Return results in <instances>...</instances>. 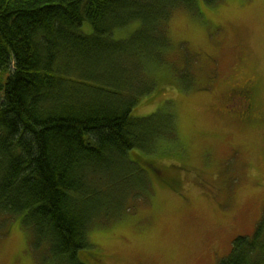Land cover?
Instances as JSON below:
<instances>
[{
    "label": "trees",
    "instance_id": "16d2710c",
    "mask_svg": "<svg viewBox=\"0 0 264 264\" xmlns=\"http://www.w3.org/2000/svg\"><path fill=\"white\" fill-rule=\"evenodd\" d=\"M198 1L219 0H0V217H20L42 261L104 256L89 229L144 199L150 171L131 155L150 156L171 127L132 110L152 89L149 68L165 61L171 14L194 13ZM132 23L130 36L114 39ZM258 88L249 81L226 96L241 109ZM229 249L215 264H264V219Z\"/></svg>",
    "mask_w": 264,
    "mask_h": 264
},
{
    "label": "rangeland",
    "instance_id": "374dc122",
    "mask_svg": "<svg viewBox=\"0 0 264 264\" xmlns=\"http://www.w3.org/2000/svg\"><path fill=\"white\" fill-rule=\"evenodd\" d=\"M137 27L117 30L114 39L122 41ZM166 30L165 61L149 68L152 89L131 115L154 114L167 119L171 130L150 156L131 157L142 167L151 160L166 169L186 168L167 172L181 179L185 200L147 176L144 201L89 229L92 250L108 264H215L233 237L251 236L264 219V0H219L215 6L198 1L194 13L175 10ZM249 81L259 83L253 123L233 117L226 96ZM195 179L211 185L197 187ZM220 192L227 197L222 206L212 200ZM29 236L20 217H0V264H53L28 248Z\"/></svg>",
    "mask_w": 264,
    "mask_h": 264
},
{
    "label": "flooded vegetation",
    "instance_id": "af4514ba",
    "mask_svg": "<svg viewBox=\"0 0 264 264\" xmlns=\"http://www.w3.org/2000/svg\"><path fill=\"white\" fill-rule=\"evenodd\" d=\"M232 95H234V92H232L231 96L228 97L229 101H231V102H233L235 100V98ZM254 102H255V100H253L251 102L250 101L247 102L245 100H242V102L238 103L241 106V109H240V107L237 108V106H236L234 108V110H232V112L235 111V109H236V111L234 113L238 114V117H240V118L243 117L244 121H249V122L253 123L252 114H253V111H254L253 110L254 109ZM234 104L237 105L236 103H234ZM249 117H251V118H249ZM254 121H256V120H254ZM140 167L142 169L149 170L151 173L150 172H148V173L150 175L155 176V179L158 182V184L160 186V189H163V190H165V191H167V192H169L171 194H174V195L177 194L180 199H184L185 200V198H183L184 196L182 195L181 186H182L183 183H182L181 179H179L176 176H174L172 178V177L167 175V172H169L170 167H172L174 169H180V170H182L184 172L187 171L186 168H181V167L177 168V167H174V166H170L168 169H166L163 166L154 164L153 162H151V163L147 162L146 163V167H142L141 165H140ZM194 184L197 187H201V188L202 187L206 188V187L211 185V184H208V182H206V185L200 184V182L197 179L194 180ZM215 191H216V189L214 191L208 190L207 193L208 194H213V193H215ZM106 259L107 258L105 256H102V257H99V258H96V259H90V261H89L90 263L89 264H108L106 262Z\"/></svg>",
    "mask_w": 264,
    "mask_h": 264
}]
</instances>
